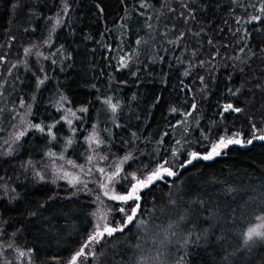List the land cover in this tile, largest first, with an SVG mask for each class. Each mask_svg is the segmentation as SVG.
<instances>
[{
	"label": "trees",
	"instance_id": "16d2710c",
	"mask_svg": "<svg viewBox=\"0 0 264 264\" xmlns=\"http://www.w3.org/2000/svg\"><path fill=\"white\" fill-rule=\"evenodd\" d=\"M261 9L264 0H0V118L22 101L33 126L8 153L0 132V264H69L91 235L94 190L75 193L31 164L61 151L83 163L92 131L109 160L128 157L119 193L131 174L162 164L176 174L140 191L136 218L105 235L89 264H264V239L245 244L249 228L264 231V140L186 163L223 135H264ZM67 110L79 111L72 127Z\"/></svg>",
	"mask_w": 264,
	"mask_h": 264
},
{
	"label": "rangeland",
	"instance_id": "374dc122",
	"mask_svg": "<svg viewBox=\"0 0 264 264\" xmlns=\"http://www.w3.org/2000/svg\"><path fill=\"white\" fill-rule=\"evenodd\" d=\"M40 50V47H36L33 49L31 48L26 51V53H28V56H32L33 54H36L38 56ZM127 61L128 57H123L121 59L120 66L124 67ZM10 109H12V116L9 115L7 123L5 121H2L0 118V132H2L3 130L7 131L3 139L2 146V151L6 153L12 152L16 148V145L19 142L20 138L24 136L26 132L32 129L33 127L30 122L31 108L29 104H24L21 101L14 106H10ZM78 112V110H67L65 112V119L68 122V125H70L71 127L75 119L78 118ZM21 133L23 134L21 135ZM235 134L237 133L223 136L234 137L235 139H240L243 141L240 133H238L239 135ZM87 144L88 151L85 155L84 162L81 164L74 163L67 157L66 151H61L59 153H48L43 160L39 162H34L31 165L33 171H35L40 178L52 181L63 180L73 188L75 193H83L91 189L94 190V192L96 193V207L93 213V229L91 232L92 235L96 230L97 224L107 223L112 227H120L121 225H123L125 222V213L130 214L131 208L134 207L135 204L133 206L130 205L128 209V204H133V201H129L127 204H125L122 201H117L110 198L114 194H126L119 193L117 191L116 186L119 182L123 180V178H125L124 166L126 165L128 159H125V157H120L114 158L113 160H109L106 155L100 153L98 149V146L100 145V140L98 134L94 131L90 132L87 139ZM240 145L245 146L248 145V143L244 142ZM210 150L211 147L208 151L200 153V156L203 157ZM224 150H222V152ZM100 169H104V171L100 172ZM171 170L173 171V169ZM114 172H118V175L113 180L109 181L108 176H110ZM150 173L145 174L141 177L136 176L135 174L134 175L137 178L143 179L144 177H147ZM164 176L168 175L165 173L163 174V177ZM130 177L132 184L135 183V180L133 179V174H131ZM101 185H105V187H101ZM105 192H108V195H105ZM121 207L125 208V213H121L119 211ZM100 213H106L105 220L102 221L99 219ZM258 230L260 231V229ZM103 237H97L96 242H92L89 247L85 248V255L77 259V264L90 263L89 261L90 258H92L93 249Z\"/></svg>",
	"mask_w": 264,
	"mask_h": 264
},
{
	"label": "snow or ice",
	"instance_id": "6c2138e0",
	"mask_svg": "<svg viewBox=\"0 0 264 264\" xmlns=\"http://www.w3.org/2000/svg\"><path fill=\"white\" fill-rule=\"evenodd\" d=\"M261 11H264V9H261ZM259 16L252 17V20H259ZM113 110H115L116 105H112ZM233 110L236 112H240L241 109L239 108H233V105L228 104L225 105V111ZM36 127H39V125H36ZM253 127H255L253 125ZM43 129H41L42 131ZM23 133H21L22 135ZM235 135H239L238 133ZM264 140V135L256 136L253 135L252 139L246 141V143L251 144L253 140ZM244 143V141L240 139H235L234 137H220L215 143L211 145V150L204 155L203 157L200 156V153L198 152H191L189 153V156L191 157L188 161H186L187 164H191L193 160L202 158L204 160H212L214 157L221 155L222 150L227 149L229 145L232 144H241ZM91 159V158H89ZM125 159H128V157H125ZM71 163V162H69ZM168 162L166 161L165 164ZM182 167L184 165H181ZM100 172H103L104 169H100ZM167 174L168 176H173L176 173L173 172L170 168L165 167L164 164L159 165L157 169L153 170L147 177H144L143 179L135 177L133 174V179L135 180V183L132 184L131 188L127 190V193L124 195H118L114 194L110 198L117 201H122L123 203L127 204L129 201H134L135 206L131 208L130 214L125 213V208L121 207L119 211L121 213H125V222L120 227H112L107 223L104 224H97L96 230L92 235H90L85 242L84 246L80 248L79 251L75 253L74 256H72L69 264H77V259L79 257H82L85 255V248L89 247L92 242L97 241V237H103L105 234L112 235L113 233L117 231H123V228L128 224L131 223L137 215L138 210L140 209V204L138 201L140 200L139 192L141 189L148 187L149 184H151L154 180L162 179L163 174ZM118 175V172L112 173L110 176H108V180H113ZM101 187H105V185H101ZM105 195H108V192H105ZM106 213H100L99 219L105 220ZM258 219H260L258 217ZM259 227V226H258ZM102 229V230H101ZM255 238L264 239V231H259L258 228H249L247 233L245 234V244L247 245L249 242L254 241ZM187 243V241H185ZM21 256H24L25 253L21 252Z\"/></svg>",
	"mask_w": 264,
	"mask_h": 264
}]
</instances>
